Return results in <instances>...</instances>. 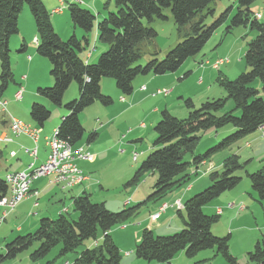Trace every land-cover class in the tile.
<instances>
[{
	"label": "trees",
	"instance_id": "trees-1",
	"mask_svg": "<svg viewBox=\"0 0 264 264\" xmlns=\"http://www.w3.org/2000/svg\"><path fill=\"white\" fill-rule=\"evenodd\" d=\"M214 1L114 0V10L99 21H96L92 11L76 1L71 2L67 4L71 22L86 34L96 27L98 41L108 46L95 62L89 63L80 56L85 48L82 42L83 45L88 44L86 34L81 39L73 35L67 39L60 38L42 0H0V96L14 80L9 39L18 32V16L25 5L35 25L38 39L36 52L49 61V74L53 80L49 87H37L36 93L61 106L64 92L74 81L78 89L77 97L64 104L67 114L61 117L56 127L57 137L74 147L80 145L84 137L89 144L95 140L97 133L95 130L86 133L79 118L80 113L94 102L103 106L113 103L110 96L101 93V80L112 78L123 96L132 93L133 81L139 75L156 76L176 71L188 57L196 55L213 32L227 20L229 7L210 24L205 23L208 14L213 11L209 5ZM254 1L237 0V10L226 27V34L239 26L248 27L256 33L247 43L243 56L246 70L233 80L220 75L216 77L226 97L208 99L198 107L193 105L190 98H186L184 104L188 113L183 118L172 115L166 109L160 112V119L153 127L156 137L152 148L126 183L132 186L140 181L143 174H156L153 190L151 188L147 198L130 207L110 211L103 202H92L86 193L75 196L72 198V209L77 213L76 218L69 216V213L40 218L34 231L18 234L5 243L3 252L0 251V264L28 250L34 242H38V245L29 253L30 260L36 264H56L58 258L75 252L87 240H92V243L81 249L72 262L65 261V264H120L121 252L110 236L111 228L131 217L147 199L161 197L171 188L188 183L199 174V168L208 160L214 161L212 170L210 167V171H206L209 186L190 196L184 203L180 200L182 208L176 210L183 228L162 236L154 235L151 229H143L134 255L148 262H168L179 252L193 257L201 250L216 248V253L221 254L228 264H238L228 251L230 234L218 237L211 231L219 216L205 213L203 207L222 192L238 185L242 177L237 171L244 169L251 158L241 161L239 153L229 147L264 125V22L255 18L256 13L251 10ZM164 9L169 10L182 40L162 59L152 57L143 65L136 64L141 57V44L151 42L157 36V31L149 24L155 20H168ZM26 47V44H20L18 51L24 52ZM186 75L188 73L183 77ZM256 80L260 82L259 87L253 85ZM228 100L232 101V108L219 113ZM28 110L34 124L24 123L29 129L40 128L39 138L51 112L38 102H33ZM5 116L6 119H1ZM1 118L4 125L9 123L7 115ZM229 126L234 128L229 134L220 137L204 151L203 148V152H194L202 136L208 134L207 131ZM54 128L50 130V135ZM220 149L226 151L214 157V153ZM186 154L190 155L189 160L184 159ZM246 176L258 201H264V163L254 172L246 171ZM5 194L7 186L0 178V197ZM98 232L102 234L100 242ZM56 247L58 251L55 255L47 258ZM247 254L253 264H264V235Z\"/></svg>",
	"mask_w": 264,
	"mask_h": 264
},
{
	"label": "rangeland",
	"instance_id": "rangeland-1",
	"mask_svg": "<svg viewBox=\"0 0 264 264\" xmlns=\"http://www.w3.org/2000/svg\"><path fill=\"white\" fill-rule=\"evenodd\" d=\"M52 1L53 0H51V2ZM59 1H61V7H63L61 9V12L59 6L54 7L51 11H49L50 19L53 13V15H56L57 20L59 22H62L64 18L67 17L68 21H70L71 23L67 4L75 1L82 7L92 11L96 16V21L102 20L105 16H107V13L109 11L112 12L114 10V0H65V2L64 0ZM106 5L107 8H104ZM237 5V0H215L214 2H212L209 7L213 8V11L206 17L205 23L210 24L227 7H229L230 9L227 20L213 32V34L204 44L202 49L196 55L188 57L176 71L154 76V80H152L151 83L147 86L146 90L143 91L142 95L145 97L142 98V100L133 101L131 99V93L129 95H123L124 99L118 101L117 97L112 95V90L116 89L115 81L112 78H103L101 80V93L110 96L113 100V103L111 105L103 106L99 102H94L84 108L86 111H93L96 114L94 115L93 125L89 124L87 126L89 131L95 130L97 133L95 140L89 143V145H95V150L107 147L111 149L114 153L112 151H109L107 154H104V157H106L104 159H102L101 154H91L87 150V147L85 145L88 144L85 142V137L81 141V143L84 142L85 144H80L76 146L83 147V149L89 152L90 154L87 157H80L83 156L80 155L78 157L79 159L76 160V164L78 160L80 161L77 166L81 170L82 175L85 176L82 177L81 182L85 178H87V180L90 184L93 185V187L97 186L102 188L95 193L88 192V195L92 194L89 196L92 202H103L104 206L110 211H118L124 209L125 207H130L136 204L134 203L130 205H123L124 201H126L127 199L132 200L134 190L137 188L138 185H140V189L145 190L148 186H153L156 177L153 176L152 178L151 172H147L142 175L140 181L137 184L129 186L126 185V183L132 177L141 161L147 156V154L152 148L153 141L156 137L153 127L155 123H157L160 119V112L166 109L172 115L179 118H183L188 113L184 104L186 98H190L195 107H198L202 102L208 99L225 98L226 92L216 81L217 75L223 76L224 78H227L229 80H233L240 73L246 70L247 67L244 62L243 56L247 48V43L255 37L256 33L250 30L248 27L239 26L233 28L230 33L226 34V27L228 26L229 18L236 12ZM251 10L256 13L255 18H260L259 20L264 22V0H255L251 5ZM163 12L169 17L168 20H165L163 22L155 20L154 22L149 24L150 27L157 31V36L151 42H144L141 44V57L136 64L143 65L152 57L158 60L162 59L173 46H175L178 42L182 40V38L178 34L175 24L173 23L169 10L164 9ZM27 26H30L29 31H33L35 33L33 41L31 39V43L35 45L34 51L36 52L38 39L36 35L34 21L27 6L24 5L18 16V32L12 34L9 39V47L11 50L10 64L14 80L10 82L7 88L3 91V98L8 100L9 105H7L6 103L1 113L3 112L2 115H7L11 119V117L13 116L8 114L9 110L14 114L19 112H27L25 116L30 119L29 110L27 109L26 111V107L24 108V104L27 102V108H29L33 102H38L39 104L45 106L47 110L51 112V116L44 123V126L49 131L52 130V128L54 127L55 130L57 129L56 127L61 121L62 116L60 114H63V116L67 114V111L64 108V104L77 97V95H75V92H78L77 85L74 81L70 83L71 85L68 86L62 97L61 106L54 105L47 98L40 96L36 93L37 87H49L53 84V80L49 74L50 63L47 58L40 56L36 52L37 55H34L33 59H30L32 46L28 42L24 43L21 40H17V37L20 36L19 31ZM77 30L81 31L82 34H86L79 27H77ZM56 33L61 38V35L57 31ZM92 33H94L95 38L98 39L96 27L90 33H87L86 37L87 35H89V38L92 40ZM82 36L83 35H78V39H81ZM90 43L93 44V42L91 41ZM20 44H26V51H18ZM100 44L101 42L97 41L96 46ZM82 46H84L83 42ZM28 47L31 48L28 50ZM91 47L92 45H90L89 50L91 49ZM107 47L105 50H107ZM223 58L227 59L225 63V60ZM220 59H223V62H220L218 64L217 61H220ZM29 65H31V70L29 69ZM198 66L200 69H195ZM217 70L219 71V73ZM184 72L188 73V75L182 77L181 75ZM23 75H25V78H22ZM103 81L105 82L103 83ZM19 84H21L24 88V93L22 92L23 99L21 97L19 100H15L11 92L15 88H17ZM259 84L260 82L256 80L253 85L259 87ZM70 89H73V93L69 92ZM157 90H159L160 92L156 93ZM163 90H166L167 93H164ZM129 96L131 97L128 100ZM34 97L35 99L33 100L28 99ZM232 106V101L228 100L224 108L219 113H223L225 111L230 110ZM1 113L0 118L2 117ZM20 121L24 123V121ZM103 125L106 127V129H101L100 131L99 129ZM225 129L226 128H222L216 131L222 133L223 131H225ZM216 131H207V133L210 134L205 133L202 136L194 152L197 153L199 147L206 146L203 149L204 151L206 148L212 145L214 142L209 143L212 142V140H208L207 137L208 135H214ZM255 133L256 132L254 131L253 133L248 134L243 139H239L237 142L233 143L229 147L233 151H236L240 154L241 161H244L247 157H249V159L251 158V161L248 165H246L244 169H240L237 171V173L242 177L238 185H236L233 189L226 190L221 193V195L226 196L228 195V193H233L234 190L239 191V193L243 195L242 198L244 199L245 197L247 199L246 210H244L245 206L243 203H236L234 201H228L227 203H225L224 207L231 209L236 208L238 212L243 211L245 215L238 218H234V220H231L232 217L222 219L219 215L223 211L224 207H218L215 213H212L217 214L219 216L217 222L214 223L211 228L212 233L218 237H225L227 236V234H230V239L228 242V251L230 255L235 258L238 264H253L249 261L247 253L253 250L255 243L260 240L264 235V213L262 210V205H264V201H258L255 193L250 187L249 179L246 176V171L249 173L254 172L258 168H260V166L264 163V141L259 143V145H255V143H253L252 145H250L251 147L246 145L244 146V142L250 140L255 135ZM52 134L49 137H51ZM57 134L58 131H56V136ZM4 136L0 135V141L5 140ZM112 144L113 148L109 147V145ZM49 146L52 149L53 157L50 158L47 162L39 164L37 167L27 173L26 176H28L29 180L33 179L34 176H42V178L50 177V181L52 182V174H55L56 172V174H59L60 172L58 171L63 170V166L60 170L56 169V164L58 162L56 157L58 156V158L61 159L64 154L59 156V151L55 147V141H52L49 143V145L47 143V157L50 153ZM76 147L72 146V148ZM225 151L226 149H220L214 153L215 155H213L214 157H216V155L218 157L224 154ZM25 152L30 155V149L26 148ZM132 152L137 154L135 155V160L132 159ZM10 154H13V152H10ZM121 154L123 159L120 156ZM130 154L132 155L130 156ZM31 155H33V153H31ZM184 159L189 160L190 155L186 154L184 156ZM64 160L66 161L65 158ZM209 162L210 160L204 161L205 165L203 164L199 168V174L192 178L188 183H185V185L179 187L175 186L171 188L170 190L166 191L165 194L161 197L147 199L145 203L138 207L137 211L131 217H129L124 222L115 224L111 228L109 232L110 236L114 244L121 251V256L124 252L128 250V246H133L134 244L132 237L126 236L125 234L134 233L136 228L140 227V233L145 228L151 229L153 234L157 236L173 234L183 228L182 219L176 213L175 209L171 208L163 212L160 220L154 219L153 214L158 210V207L162 203L166 202L168 204L172 201L174 202V200L181 194L182 190H184L187 185L191 184L192 182L194 183L197 178H200L204 175L203 171L206 172L210 169V167V170H212V168L214 167V163L212 162L213 165L210 166ZM19 171L16 172H18V174L22 173ZM8 175L9 174H5L4 177H2V175L0 176V178L4 179L7 186V194L0 197V217L3 208H8L6 211H4L5 217L0 221V223H3L6 218H8L9 215L12 213V211L19 212L23 209L29 208L32 204V199H27L29 197L34 198L33 206L38 205L39 192L37 190L30 189V191L32 192H29V194L27 193L25 195L22 194V189L14 187V194L19 196V201H17L18 199L8 198L9 193L13 188V185H15V175L12 174L9 177ZM39 178L41 179V177ZM34 180H32V182ZM32 182L30 183V187ZM209 184L210 180L207 174V176H205L199 183L194 185V189L202 188L201 190H204L206 187L209 186ZM70 186L71 185L65 186L63 187L64 189H61L59 186L58 187L62 191H71L74 189V192L82 188V186L73 185L74 187L71 186L72 188ZM201 190L199 191L201 192ZM188 196L189 195L183 197V203L190 197ZM254 201L257 202L254 204ZM39 204L40 209L47 212H53L55 211L56 206H61V203L58 205H54L48 200L43 199L39 201ZM120 205L122 207H119ZM10 206H12V208ZM253 208H258L259 210L255 211L254 213ZM204 209L206 208H203V210ZM59 213H69V216H71L72 218H76L77 216V213L72 209V201L71 209L69 206L62 204V210H60ZM164 215L174 216L172 227L168 231H165V227H167L168 225L164 223L162 224L163 220L166 218V216L165 218H163ZM8 222H10V217L8 218L7 223L3 225V227H5ZM174 222L177 224L179 223V229H175L176 226L174 225ZM147 224H149L150 227H148ZM19 225L20 220H16L14 223H12V229H15V227ZM10 229L11 228L9 227V231ZM157 230L161 233H158ZM6 231L7 232H4V234L0 235V237L7 236V233L9 232L8 227H6ZM8 235L10 234L8 233ZM97 239L99 242L101 241V232H98ZM0 241V244H2L0 251L3 252V247L5 243L9 242V240ZM2 241H4V243H2ZM37 243L38 242H34L32 247H30L28 250L18 254L13 259L1 262V264H36L30 260L29 253L38 245ZM91 243L92 240L85 241L82 245L77 248L75 252L69 253L66 257L58 258L56 264H65L66 260L72 262L74 258L78 255V253L81 251V249L85 248ZM124 245L126 249H122V247H120ZM56 251H58V247L52 249L47 258L53 257ZM182 253L183 256H181V260H177V258H175V264H228V262L221 256V254L216 253V248L201 250L193 257H187L184 252ZM171 263L174 264L173 262Z\"/></svg>",
	"mask_w": 264,
	"mask_h": 264
},
{
	"label": "crops",
	"instance_id": "crops-1",
	"mask_svg": "<svg viewBox=\"0 0 264 264\" xmlns=\"http://www.w3.org/2000/svg\"><path fill=\"white\" fill-rule=\"evenodd\" d=\"M43 2H44L45 7L48 9V11H51L54 7H57V6L60 5V1L59 0H53L52 2H51V0H43ZM64 2H65V0H64ZM93 9H95V8H93ZM51 21H52V25L54 27V30L57 31L61 35V38H63V39H67L71 35H75L77 38H78V35H84V34H82L81 31L77 30V27L74 26L72 24V22L70 23V21H68L67 17H65L62 22H59L57 20L56 15H53V13H52ZM29 27L30 26L24 27V28H22L19 31L20 32V36L17 37V40L18 41L21 40L24 43L28 42L32 46L30 59H33V56L37 55L36 52L34 51L35 45L33 43H31V39L33 41L35 33L33 31L32 32L29 31ZM89 37L90 36L87 35L88 44L84 45L85 48L80 53V56L82 57V59L84 61L92 63V62H95L97 60L99 54L101 53V51H104L106 49L107 45L104 44V43H101L100 45L96 46V43H97L98 39L95 38V34L94 33H92V40ZM95 40H97V41H95ZM90 41L93 42V44L90 43ZM90 45L93 46V50L91 49L92 50L91 52H89ZM30 48L31 47H28V50ZM29 69L31 70V65H29ZM195 69L199 70L200 68L198 66ZM184 74H185V72L182 73L181 76L183 77ZM149 76H153V77H149ZM22 78H25V75H23ZM152 80H154V75H146V76H138V77H136L134 79V81H133V91H132V94H131L132 97L129 96L128 100L130 99V97H131V99L133 101L134 100H138V101L142 100V98L145 97V96L142 95V93H143V91L146 90L147 86L151 83ZM104 82L105 81H103V83ZM20 86L23 87L21 84H19V86L17 88H15L11 92L13 98H14L15 92L17 91V89ZM142 86H145L144 90L142 89ZM69 92L73 93V89H70ZM23 93H24V90H23ZM75 95H77V92H75ZM112 95L116 96L118 101H121L120 98L123 97V96H121V94L118 92L117 89L112 90ZM35 97L34 98H28V99H32L33 100V99H35ZM147 97H149V96H147ZM1 98L4 99L7 102V105H9L8 104V100L3 98V95L1 96ZM22 99H23V96H22ZM28 106H29V104H28ZM25 107H26V111H27V109H29V108H27V102L24 104V108ZM26 113L27 112H22V113L19 112V113H15L14 114L10 110L8 112V114L13 116V117H16V118H18V119H20V120H22L24 122H28V123L34 124V122L31 121V119H28L25 116ZM60 115L63 116V114H60ZM94 115H96V114L93 111H89V110L86 111L85 109L79 115L80 121H81L86 133L89 132V129H88L87 126L89 124L93 125ZM1 119H6V116L4 118H1ZM1 119H0V135H2V136L5 135L4 137L7 138V139H10V140L0 141V176L2 175V177H4V175L7 172H11V171L29 170V165H30V163L32 161H33V166H37V165L43 163L46 160L47 154H48L47 143H46L47 140L46 139H47V136L50 135L51 131L47 130L44 125L42 126V133L39 136V138L37 140V144H36L37 145V155H36L35 159H32V157L25 152V149L26 148L30 149V148L34 147L33 140L30 137L26 136V135L14 136L12 134V132L10 131V129H9V124L6 123V125H4L3 121ZM101 129L105 130L106 127L103 125V126L100 127L99 130L101 131ZM232 130H233L232 128H230V127L227 128L226 127L225 131H223L222 133H219V131H216V133L214 135L213 134L212 135H208L207 139L208 140H212L213 142H215L220 137L226 135L227 133L231 132ZM91 131H93V130H91ZM255 132H256L255 135L250 140H247V141L244 142V146L245 145L246 146H250L253 143H255V145H259V143L264 141V132L260 131V130H256ZM208 134H210V133H208ZM81 144H85V143L82 142ZM85 145L87 147V150L91 154H94V153L101 154L102 159L106 158V157H104V154H107L109 151H112L111 149H109L107 147L95 150V148H96L95 145H93V144L92 145L85 144ZM109 147L113 148V144L109 145ZM204 147H206V146L199 147L198 148L199 152L197 151V153H200ZM10 152H13V155H11ZM120 156L123 159L122 154ZM130 156H131V154H130ZM239 156H240V154H239ZM246 159H249V157H247ZM250 161H251V159H250ZM134 162H136V161H134ZM79 163H80V161L78 160L77 164H79ZM209 163L212 164L211 161ZM151 174H152L151 175L152 178H153V176L156 177V174H154L153 172H151ZM203 174L204 175L202 177H200V178H197L194 181V183L192 182L191 184L187 185L186 188H184V190H182L181 194L174 201L181 200V202L183 203V197L184 196H186V195L191 196L192 194H195L199 190H201L202 188L194 189V185L199 183L205 176H207L206 172H203ZM37 178H39V177H37ZM37 178H35V179H37ZM32 180H34V179H32ZM58 186L59 185H57V184L55 185L54 183H52L50 181V177H43V178L41 177V179L39 178L37 180H34L32 182V184H31L30 189L31 190H37L39 192L38 205L37 206H33V202H34L33 199L34 198L33 197H29L27 199H32V204H31V206L29 208L23 209V210H21L19 212L12 211V213L9 215L10 222H8V224L5 227H3V225L5 223H7V220L9 218L8 217V218H6V220L3 223H0V235H3L4 232H7L6 231V227H8V231H9V227L11 228L10 231L8 232L10 235H8V233H7V236L0 237V240L8 241V240L12 239L13 237H15L18 233L23 234V233H28V232L34 231L36 229V227H37L38 220L40 218L45 217V216H47V217H55L58 214H60L59 211L62 210V204L69 206L70 209H71V201H72L71 197L79 196V195H81L83 193L88 194V192L95 193V192L99 191L100 189H102L101 187H97V186L93 187V185L89 183L87 178H85L79 184L75 185V186H82V188H80L76 192H74V189L71 190V191H68V190L62 191L59 188L60 186L59 187ZM139 186L140 185H138L137 188L134 190V193H133V196H132V200H130V199L128 200L127 199L126 201H124L123 205H130V204L138 203V202H141V201L146 199V197L151 192V187L152 186L151 187L148 186L145 190L140 189ZM85 188H86V190H85ZM90 195H92V194H89V196ZM242 197H243V195L240 194L239 191H236V190H234L233 193H228V195H226V196L220 195L216 199H214L213 201L208 203L206 206H204L203 208H206V209H204L203 211L205 213L207 212L208 214L215 213V211H216V209L218 207H224L225 203H227L228 201H234L236 203L241 202L245 206L244 210H246V200L247 199L245 197L243 199ZM42 199L43 200H48L49 202L53 203L54 205H58V204L61 203V206H58V207L56 206V209L53 212L43 211L42 209H40V204H39V201H41ZM172 202H170L169 204H171ZM256 202L257 201H254V204ZM162 204H164V203H162ZM165 204H167V203H165ZM119 207H122V206L120 205ZM171 208L177 210L173 206V207H169L168 209H166V211L171 209ZM262 208H263L262 210H263V213H264V205H262ZM257 210H259V209L258 208H253L254 213ZM0 211H1V209H0ZM162 214L163 213H161L159 218H157L156 220H160ZM243 215H245L243 213V211H239L238 212L236 208L235 209H231V208L224 207L223 211L220 213L219 216L222 219L232 217L231 220H234V218H238V217H241ZM252 215H253V212H252ZM31 216H33V217H31ZM165 216L166 215H164L163 218H165ZM16 220H20V225L16 226L15 229H12V223H14ZM173 221H174V216L173 215H167L166 216V218L162 222V224L164 223V224L168 225L167 227H165V231H168L169 229H171ZM174 225L176 226L175 229H179V227H180L179 223L177 224V223L174 222ZM147 226L150 227L149 224H147ZM139 228H136V230L132 234H125L126 236L132 237L134 244H133V246L132 245L128 246L127 247L128 250L123 253V255H122L123 257L121 256V264H172L171 262H173L175 264V258H177V260H181V258H182L181 256H183L182 252L177 253L168 262H153V261L152 262H148V261H145V260H142V259H138L134 255V249H135L136 244L139 242L140 236H141V233L139 232ZM157 232H158V230H157ZM158 233H161V232H158ZM2 243H4V241H2ZM1 247H2V244H0V249H1ZM120 247H122V249H126L125 245L124 246H120ZM66 261H68V260H66ZM145 262H147V263H145Z\"/></svg>",
	"mask_w": 264,
	"mask_h": 264
},
{
	"label": "built area",
	"instance_id": "built-area-1",
	"mask_svg": "<svg viewBox=\"0 0 264 264\" xmlns=\"http://www.w3.org/2000/svg\"><path fill=\"white\" fill-rule=\"evenodd\" d=\"M223 59H220V61H217V63L218 64L220 62L222 63ZM224 60H225L224 61V63H225L227 61V59H224ZM142 88L145 89V86H143ZM22 92H23V88L19 87L17 92L14 95L16 100H19L22 97ZM159 92H160L159 90L156 91V93H159ZM163 92L167 93L166 90H163ZM121 100H123V98H121ZM5 104H6V101L0 99V113L4 109ZM9 128H10V131L12 132L13 135L19 136L21 134H24V135H27V136L31 137V139H33L34 142L37 141L38 133L41 131L40 128H38V129H29V127L25 123L21 122L20 120L14 118V117H11V119H10ZM260 129H262V131L264 132V125H262L260 127ZM4 139L5 140H10V139H7L5 137H4ZM52 141H55V145H56L55 147L59 151V156L64 154L63 157H70V165H69V167H65L61 174L54 175L52 177V183L57 184V179H59V178H77V184L80 183L82 177H84V176L82 175V173H78V166L76 164V160L79 159L78 157L80 155H83V156H80V157H87L88 155H90L89 152L85 151L83 149V147L72 148V146L69 145L66 141H64L62 139H59L56 136V133H53L51 137L47 138L48 145ZM36 152H37V147L35 146L34 148H32L30 150V156L35 158L36 157ZM31 153H33V155H31ZM132 154H133L132 159L135 160L136 159L135 155H137V154L134 153V152H132ZM52 157H53V153H52V149L50 147V153H49V155H48V157H47L45 162H47ZM56 158H57V161L60 160V158H58V156ZM30 164H32V163H30ZM7 174H9L8 177L11 176L12 174L15 175V178H14L15 179L14 180L15 181L14 182L15 185H13V188L11 189L8 198L18 199L19 196L14 194V190H13L14 187L22 189V192H23L22 194H24V188H27V186L30 185V180L28 179V176L23 175V171H22V173H19V174L18 173H13V172H10V173H7ZM25 177H26V180H25ZM40 177H42V176H40ZM17 201H19V199ZM173 206L176 209H181L182 208V203L180 202V200H176L172 204H168L165 207L159 208L158 211L153 215V218H158L159 215L161 213H163L168 207H173ZM10 207H12V206H10ZM7 209H8L7 207L3 208V211H2V214H1V217H0V221L5 217L4 211H6Z\"/></svg>",
	"mask_w": 264,
	"mask_h": 264
},
{
	"label": "bare ground",
	"instance_id": "bare-ground-1",
	"mask_svg": "<svg viewBox=\"0 0 264 264\" xmlns=\"http://www.w3.org/2000/svg\"><path fill=\"white\" fill-rule=\"evenodd\" d=\"M221 58V57H220ZM218 59V58H217ZM216 59V60H217ZM213 64V63H212ZM58 129V128H57ZM57 129H55L54 130V132L53 133H56V131H58ZM64 158L66 159V161L64 160ZM65 162V163H64ZM64 163V164H63ZM63 164V165H62ZM69 165H70V157H63V158H61L58 162H57V164H56V169H58V170H60L61 169V167L63 166V170H64V168L65 167H69ZM29 167H30V169L28 170V171H23V175H27V173H29L31 170H33L34 168H32V164H30L29 165ZM48 170V169H47ZM54 170V169H53ZM63 170H60V171H58V172H60L59 174H61L62 173V171ZM19 172H22V171H19ZM35 172V171H34ZM33 172V173H34ZM13 173H18V172H13ZM48 173V172H47ZM57 173V172H56ZM56 173L55 174H52L53 176L54 175H56ZM78 173H81V170L78 168ZM31 174V173H30ZM48 175V174H47ZM37 177H40V176H37ZM36 176H34V178L33 179H35V178H37ZM31 181H32V179L30 180V183H31ZM77 184V178H59V179H57V185H59L60 186V188L61 189H64L63 187H65V186H68V185H71V186H73V185H76ZM62 185V186H61ZM70 186V187H71ZM29 192H32V191H30V185H28L27 186V188H24V194L26 195L27 193L29 194ZM165 206H167V204H162L161 206H159V208H162V207H165ZM15 207V206H14ZM12 208V207H11ZM10 208V209H11ZM158 208V209H159Z\"/></svg>",
	"mask_w": 264,
	"mask_h": 264
}]
</instances>
